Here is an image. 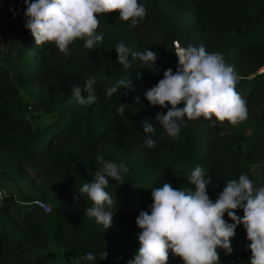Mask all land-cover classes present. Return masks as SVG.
<instances>
[{
	"label": "trees",
	"instance_id": "16d2710c",
	"mask_svg": "<svg viewBox=\"0 0 264 264\" xmlns=\"http://www.w3.org/2000/svg\"><path fill=\"white\" fill-rule=\"evenodd\" d=\"M138 2L147 14L135 27L118 12L97 14L104 40L93 50L77 38L65 56L54 42L37 45L26 29L12 55L0 51V176L13 184L0 207V264H75L88 252L96 260L86 264H127L140 247L135 221L142 210L150 212L152 189L167 181L194 190L187 177L196 166L211 178L207 192L213 201L224 182L241 174L264 186V0ZM4 34L0 26V44ZM175 39L183 47L203 45L234 66L246 120L232 125L185 117L177 139L164 133L154 117L168 109L150 105L144 93L167 68L175 72ZM120 42L132 52L154 51L158 70L141 67L131 52L130 67L120 65L114 49ZM90 77L99 78L98 99L79 104L71 87ZM120 79L131 86L108 98L105 89ZM142 121L153 123L154 148L143 144ZM98 155L129 168L121 181L108 178L106 191L117 211L107 230L85 215L92 201L79 192L102 167ZM35 198L49 201L50 211L34 204ZM236 212L243 216L242 209ZM224 219L232 223L226 213ZM249 243L238 225L230 238L232 253L218 249L220 264H250ZM167 264L183 261L169 250Z\"/></svg>",
	"mask_w": 264,
	"mask_h": 264
},
{
	"label": "clouds",
	"instance_id": "9594fccd",
	"mask_svg": "<svg viewBox=\"0 0 264 264\" xmlns=\"http://www.w3.org/2000/svg\"><path fill=\"white\" fill-rule=\"evenodd\" d=\"M25 27L31 32L37 45L54 42L65 56L69 45L77 38L84 39V47L93 50L104 40V33H97L100 21L97 14L118 12L119 19L130 21L135 27L147 14V8L138 0H23ZM118 62L128 68V54L141 61V67L158 70L157 54L145 49L132 52L123 42L115 46ZM175 54L178 64L175 72L171 67L163 72V78L146 90L145 98L150 105L167 108L166 114L157 113L158 122L170 138L177 139L182 125L187 120L203 117L211 121H229L232 125L248 117L247 102L236 91V76L233 65L224 62L220 53L206 51L203 45L180 47ZM263 68H261L262 70ZM140 73H137L138 78ZM98 77L86 78L82 85L71 87V96L79 104L92 105L98 97L95 85ZM128 79H120L105 89L110 98L121 88H129ZM139 101V97L136 98ZM183 103V107H178ZM171 105V107H168ZM123 103L118 111L123 114ZM144 146L151 149L156 145L153 123L142 121ZM163 135V134H162ZM102 167L94 172L91 182L84 183L79 192L87 194L92 205L85 209V215L95 219L97 224L109 229L116 214V201L106 191L108 178L121 181L129 172L124 162L105 161L103 155L96 157ZM187 181L194 190L174 188L164 181L162 186L152 189V203L149 211L142 210L136 217L141 231L140 247L127 264H167L169 250L182 259L183 264H220L218 249L231 254L230 238L235 229L243 224L250 243V264H264V186L255 187L246 174L238 179L224 182L223 190L215 201L210 199L206 178L201 166H196ZM243 210V216L236 210ZM225 213L232 223L225 219ZM108 253H102L106 258ZM88 252L75 260V264L95 261Z\"/></svg>",
	"mask_w": 264,
	"mask_h": 264
},
{
	"label": "rangeland",
	"instance_id": "374dc122",
	"mask_svg": "<svg viewBox=\"0 0 264 264\" xmlns=\"http://www.w3.org/2000/svg\"><path fill=\"white\" fill-rule=\"evenodd\" d=\"M16 1L0 0V26L5 29V34L1 39L0 51L4 55H12L26 38L25 17L17 8ZM0 189L10 191L13 189V184L6 177L0 176Z\"/></svg>",
	"mask_w": 264,
	"mask_h": 264
},
{
	"label": "built area",
	"instance_id": "2783aa9c",
	"mask_svg": "<svg viewBox=\"0 0 264 264\" xmlns=\"http://www.w3.org/2000/svg\"><path fill=\"white\" fill-rule=\"evenodd\" d=\"M16 5H17V8L24 12L25 11V8H26V5L24 4L23 0H17L16 1ZM173 43V46H174V56H175V61H176V65L178 64V57L177 55L175 54V51H176V47L177 45H179L180 47H183L179 44V42L175 39L172 41ZM209 53H212V52H209ZM264 70V68L262 69ZM236 76V82H238V76L235 74ZM8 193V191L4 190V189H0V207H1V204H2V201L4 199V196ZM33 203L36 204L37 206H39L41 209H43L45 212H48L50 211V204L49 202L41 199V198H35L33 199Z\"/></svg>",
	"mask_w": 264,
	"mask_h": 264
},
{
	"label": "crops",
	"instance_id": "0c3cea01",
	"mask_svg": "<svg viewBox=\"0 0 264 264\" xmlns=\"http://www.w3.org/2000/svg\"><path fill=\"white\" fill-rule=\"evenodd\" d=\"M21 13H23L22 11H20ZM24 14V13H23Z\"/></svg>",
	"mask_w": 264,
	"mask_h": 264
}]
</instances>
